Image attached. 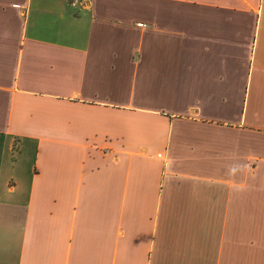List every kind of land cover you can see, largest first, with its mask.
<instances>
[{
    "label": "crops",
    "instance_id": "1",
    "mask_svg": "<svg viewBox=\"0 0 264 264\" xmlns=\"http://www.w3.org/2000/svg\"><path fill=\"white\" fill-rule=\"evenodd\" d=\"M0 264H264V0H0Z\"/></svg>",
    "mask_w": 264,
    "mask_h": 264
},
{
    "label": "built area",
    "instance_id": "2",
    "mask_svg": "<svg viewBox=\"0 0 264 264\" xmlns=\"http://www.w3.org/2000/svg\"><path fill=\"white\" fill-rule=\"evenodd\" d=\"M69 6L74 9L84 8L89 5V0H68Z\"/></svg>",
    "mask_w": 264,
    "mask_h": 264
},
{
    "label": "rangeland",
    "instance_id": "3",
    "mask_svg": "<svg viewBox=\"0 0 264 264\" xmlns=\"http://www.w3.org/2000/svg\"><path fill=\"white\" fill-rule=\"evenodd\" d=\"M74 9V8H73ZM80 9V8H79ZM75 10H78V9H75Z\"/></svg>",
    "mask_w": 264,
    "mask_h": 264
}]
</instances>
